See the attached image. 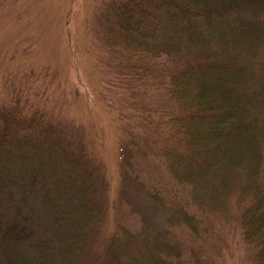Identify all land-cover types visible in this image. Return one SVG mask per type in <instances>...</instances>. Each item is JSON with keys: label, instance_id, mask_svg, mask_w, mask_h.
<instances>
[{"label": "trees", "instance_id": "obj_1", "mask_svg": "<svg viewBox=\"0 0 264 264\" xmlns=\"http://www.w3.org/2000/svg\"><path fill=\"white\" fill-rule=\"evenodd\" d=\"M94 21L130 83L123 178L159 162L188 206L155 189L165 225L140 209L145 230L114 217L83 126L12 86L0 97V264H194L179 229L204 241L200 221L235 205L251 264H264V0H104Z\"/></svg>", "mask_w": 264, "mask_h": 264}, {"label": "rangeland", "instance_id": "obj_2", "mask_svg": "<svg viewBox=\"0 0 264 264\" xmlns=\"http://www.w3.org/2000/svg\"><path fill=\"white\" fill-rule=\"evenodd\" d=\"M103 1L0 0V97L9 100L12 86L18 94L30 90L43 107L55 108L60 116L83 126L106 164L111 199L120 201L113 216L145 230L146 221L138 222L140 209L149 214V222L163 226L167 221L149 193L160 190L165 202L176 196L172 205L178 209L187 207L189 200L178 195L182 187L159 162L141 161V173L129 182L122 176L119 149L128 135L119 126L127 127L132 99L129 80L116 67L119 60L113 64V56L95 33L94 18ZM44 70L54 79L44 82ZM150 203L153 206L147 207ZM235 206L229 220L200 221L204 241L190 229H179L181 237L194 244V264H251L239 226L241 211Z\"/></svg>", "mask_w": 264, "mask_h": 264}]
</instances>
